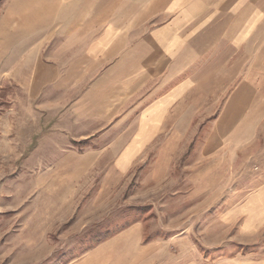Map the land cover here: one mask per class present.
I'll list each match as a JSON object with an SVG mask.
<instances>
[{
  "label": "crops",
  "instance_id": "0c3cea01",
  "mask_svg": "<svg viewBox=\"0 0 264 264\" xmlns=\"http://www.w3.org/2000/svg\"><path fill=\"white\" fill-rule=\"evenodd\" d=\"M19 5L23 12L11 11L0 23V32L5 26L26 34L10 73L24 77L27 97L46 109L42 123L63 137L58 149L76 162L73 175L61 174L67 188L74 180L87 182L97 166L127 173L163 135L158 163H170L189 153L179 149L189 125L211 124L201 156L211 158L212 169L190 181L201 189L195 196L214 203L226 195L225 172L241 173L223 199L227 209L220 220L241 222L238 231H264V50L258 49L264 45V0H26L14 7ZM210 171L218 177L209 178ZM160 230L132 224L68 264H200L178 259L168 241H146L145 231Z\"/></svg>",
  "mask_w": 264,
  "mask_h": 264
},
{
  "label": "rangeland",
  "instance_id": "374dc122",
  "mask_svg": "<svg viewBox=\"0 0 264 264\" xmlns=\"http://www.w3.org/2000/svg\"><path fill=\"white\" fill-rule=\"evenodd\" d=\"M25 1L0 0V23L11 11L23 12L25 5L14 4ZM4 27L0 32V264H68L93 249L88 250L92 232L115 231L138 222L160 228L145 231L146 241L170 242L168 248L178 259L264 264V231H238L241 222L228 225L220 220L227 209L223 199L232 194V179L241 173L225 172L226 195L208 205L206 199L195 196L201 189L190 184L207 175L202 171L207 166L212 169L211 158L201 156L211 124L189 125V138L179 147L188 148L189 153L173 157L170 163H158L166 141L163 135L127 173L110 174L97 166L88 177L90 186L88 181L67 179L71 182L67 188L61 174L73 175L76 162L58 149L64 147L63 137L57 131L48 132L46 120L42 123V117L48 116L42 112L46 109L40 100L27 97L24 77L10 73V60L25 49L26 34L15 35ZM258 49L263 52L264 45ZM244 56L247 65L248 56ZM60 102L65 106L69 101ZM260 144L264 145V124ZM112 160L114 165L115 157ZM208 176L218 177L211 171ZM132 207L148 208L138 213ZM170 227L189 231H162Z\"/></svg>",
  "mask_w": 264,
  "mask_h": 264
},
{
  "label": "trees",
  "instance_id": "16d2710c",
  "mask_svg": "<svg viewBox=\"0 0 264 264\" xmlns=\"http://www.w3.org/2000/svg\"><path fill=\"white\" fill-rule=\"evenodd\" d=\"M148 207H145L144 209L143 208H139V207H132L131 210L132 211H136L138 213H142L143 210H147ZM129 226H131V224H126V225H123L122 227H120L118 230H115V231H106L104 233H102L101 231H94L91 233V241H92V245L90 246V249L96 247L97 245L109 240L110 238L114 237L116 234L120 233L121 231L125 230L126 228H128Z\"/></svg>",
  "mask_w": 264,
  "mask_h": 264
}]
</instances>
